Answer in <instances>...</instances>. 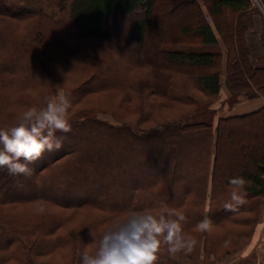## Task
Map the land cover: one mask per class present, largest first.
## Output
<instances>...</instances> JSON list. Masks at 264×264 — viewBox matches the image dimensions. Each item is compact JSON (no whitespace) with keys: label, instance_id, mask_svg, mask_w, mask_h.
<instances>
[{"label":"trees","instance_id":"16d2710c","mask_svg":"<svg viewBox=\"0 0 264 264\" xmlns=\"http://www.w3.org/2000/svg\"><path fill=\"white\" fill-rule=\"evenodd\" d=\"M157 1L55 0L49 11L0 0V129L59 89L72 99L59 151L27 178L0 169V264H80L116 219L164 205L185 215L195 240L177 254L251 240L249 214L260 215L264 195V55H254L249 32L261 15L264 47V17L251 0H186L196 11L176 26L182 37L146 43ZM224 9L233 16L221 20ZM242 101L258 108L237 113ZM245 124L262 140L223 159L226 137ZM235 176L248 181L247 203L229 212ZM205 217L213 225L202 232ZM157 264L179 262L162 244Z\"/></svg>","mask_w":264,"mask_h":264},{"label":"clouds","instance_id":"9594fccd","mask_svg":"<svg viewBox=\"0 0 264 264\" xmlns=\"http://www.w3.org/2000/svg\"><path fill=\"white\" fill-rule=\"evenodd\" d=\"M59 86V85H58ZM72 108L70 94L59 91L55 97L46 98L42 108L35 106L24 111L16 125L0 129V169L11 176L30 177L34 169L30 165L43 157L45 152L59 151L63 145L56 132L72 131L69 112ZM230 201L223 204L229 212L247 203L243 176L230 177ZM42 213L44 209L38 208ZM186 217L182 212L164 205L158 215L132 211L127 219H116L97 244L95 254L85 252L80 264H157L162 244L170 255L181 251L191 252L195 240L184 233L182 224ZM213 221L205 217L198 222L199 231H209ZM91 234V233H90Z\"/></svg>","mask_w":264,"mask_h":264},{"label":"rangeland","instance_id":"374dc122","mask_svg":"<svg viewBox=\"0 0 264 264\" xmlns=\"http://www.w3.org/2000/svg\"><path fill=\"white\" fill-rule=\"evenodd\" d=\"M18 3L23 2L22 4L28 5L30 8H39L43 7L49 11H56L57 6L54 2L55 0H52L51 2H48L46 0H15ZM251 2L257 6L262 16L264 17V0H251ZM189 3L186 2V0H158L156 4L155 9V16L153 17L152 24L150 31L148 32V35L145 39L146 43H157L160 44V42H166L168 40L178 39L179 37H182L181 35H178V31L175 30L176 26L180 24V22L185 19V17H191L190 15L195 11L196 9L188 8ZM192 7V6H191ZM230 16H233L231 9H224L223 15H218L219 18L229 19ZM262 31L261 27V15L260 16H254V30L249 32L250 37V43L252 45L253 53L255 56L261 54L264 55V47L262 45V41L260 38V33ZM191 37V36H189ZM181 47V46H179ZM264 61V57L261 60V62ZM3 63V62H2ZM1 63V64H2ZM63 91V89H59V91ZM58 94V93H57ZM56 96V95H55ZM54 96V97H55ZM224 113L226 110H223ZM242 135L239 138H235V140H231L229 135L226 137V141L228 144L227 153H223V159L228 156L230 158V154L236 151V148L243 147L247 140L251 138V141L253 140H262L259 136L260 134L254 130V127H250L248 124L244 125ZM259 129L261 131H264V125L259 124ZM90 172H88L89 174ZM57 185V184H56ZM127 183L122 184V187L118 189V192L121 196H124L125 190H126ZM57 188H59L57 186ZM264 202V195L262 196ZM260 215L257 216V213L249 214L250 216L253 215V220H251V223L246 227L247 232H251L252 230L256 231L258 229L257 225L261 221V228L264 229V205H261L260 207ZM1 229V225H0ZM248 240L250 239H244L238 242L235 246H229V249H221L219 253L215 252H209L206 254L200 253L199 257H195L194 259H190L186 254H177L176 259L179 262V264H210V263H217V264H226L231 259L235 262H237L238 253L243 251V249L248 244ZM237 243V242H236ZM228 249V250H227ZM226 258V260H223ZM223 260V261H222Z\"/></svg>","mask_w":264,"mask_h":264},{"label":"crops","instance_id":"0c3cea01","mask_svg":"<svg viewBox=\"0 0 264 264\" xmlns=\"http://www.w3.org/2000/svg\"><path fill=\"white\" fill-rule=\"evenodd\" d=\"M222 97H225L230 94L227 86L223 83L221 87ZM236 109L239 111L237 113H244L252 109L258 108L257 103H246L242 101L236 104ZM220 115L225 116L223 108L220 109ZM264 205V202H263ZM258 229L254 231V234L251 240L248 242L243 251L238 253L237 262L228 259L229 261L226 264H264V229L261 228V221L257 225ZM223 260H226L224 258ZM222 260V261H223ZM217 264V263H210Z\"/></svg>","mask_w":264,"mask_h":264}]
</instances>
